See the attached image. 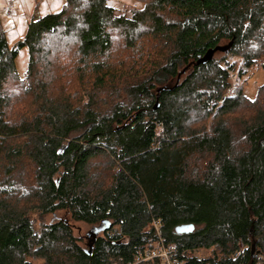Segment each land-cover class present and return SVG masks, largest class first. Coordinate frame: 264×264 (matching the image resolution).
I'll list each match as a JSON object with an SVG mask.
<instances>
[{
	"label": "trees",
	"instance_id": "16d2710c",
	"mask_svg": "<svg viewBox=\"0 0 264 264\" xmlns=\"http://www.w3.org/2000/svg\"><path fill=\"white\" fill-rule=\"evenodd\" d=\"M107 1L14 47L0 25V264H131L155 220L183 264H264V83L237 82L264 70V0ZM72 222L107 228L86 248Z\"/></svg>",
	"mask_w": 264,
	"mask_h": 264
},
{
	"label": "rangeland",
	"instance_id": "374dc122",
	"mask_svg": "<svg viewBox=\"0 0 264 264\" xmlns=\"http://www.w3.org/2000/svg\"><path fill=\"white\" fill-rule=\"evenodd\" d=\"M65 0H0V25L6 33V38L10 47H14L22 40L27 31L29 22L32 19H38L49 13L58 12L63 8ZM107 4L113 7L117 13L129 11L134 5L141 7L138 0H108ZM231 62L235 61L239 67L242 66L239 58L229 56ZM29 64V54L26 48L20 49L16 57V68L18 75L23 78L26 74ZM237 80V73L233 76V82ZM174 82L171 81L170 84ZM244 93L249 98H255L258 87L264 83V70L259 67L252 68L247 75H243L242 81ZM245 111L238 113L243 115ZM70 220L69 215L64 211H58L55 214L47 215L44 218L45 223H51L58 220ZM75 235L83 239L82 245L87 248V235L93 229V226L72 222ZM198 257L207 258L211 255L210 250L201 249L195 253Z\"/></svg>",
	"mask_w": 264,
	"mask_h": 264
},
{
	"label": "built area",
	"instance_id": "2783aa9c",
	"mask_svg": "<svg viewBox=\"0 0 264 264\" xmlns=\"http://www.w3.org/2000/svg\"><path fill=\"white\" fill-rule=\"evenodd\" d=\"M153 226L157 232V242L149 244L131 264H183L176 256L178 247L166 243L161 236L160 223L155 220Z\"/></svg>",
	"mask_w": 264,
	"mask_h": 264
},
{
	"label": "water",
	"instance_id": "95a60500",
	"mask_svg": "<svg viewBox=\"0 0 264 264\" xmlns=\"http://www.w3.org/2000/svg\"><path fill=\"white\" fill-rule=\"evenodd\" d=\"M104 222H105V224H109L108 221H104ZM106 228H107V226H104V225L101 224V225L93 227L91 232L95 233L96 235H98V234L104 232L106 230ZM193 230H194V226L193 225H181V226H178L176 228V232L179 233V234L191 233ZM253 250H254V248H253Z\"/></svg>",
	"mask_w": 264,
	"mask_h": 264
}]
</instances>
